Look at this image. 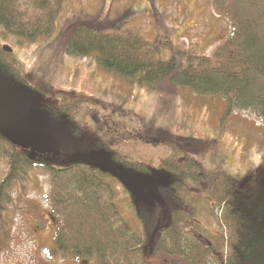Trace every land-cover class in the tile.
<instances>
[{"label":"trees","instance_id":"16d2710c","mask_svg":"<svg viewBox=\"0 0 264 264\" xmlns=\"http://www.w3.org/2000/svg\"><path fill=\"white\" fill-rule=\"evenodd\" d=\"M65 2L34 0L25 2L24 8L22 0H0V27L29 42L48 38ZM210 2L232 29L209 57L184 51L168 41H149L134 26L108 31L117 22L107 20L76 24L67 53L94 56L105 71L131 87L146 86L153 91L166 79L172 87L189 90L199 98L221 100L223 118L246 112L264 123V0ZM5 57L0 50L2 75L13 84L25 85L15 62ZM50 111L56 118L69 109ZM80 137V129L69 128L68 140L56 153L74 158L77 150L107 149L101 142L88 144ZM162 138L165 144H161ZM128 139L168 150L160 161V175L153 184L149 181L155 199L145 195L138 181V201L123 186L148 236L159 220L162 229L152 243V253L144 250L139 234L122 218L114 190L106 182L108 173L86 163L55 168L29 157L2 133L0 144L5 149L0 150V157L7 162L8 172L0 183V213L10 203L11 189L25 181L30 170L41 169L50 181L49 212L55 226L51 246L45 249L48 260L75 264H264V200L254 188L242 186L221 170L205 169L198 160L203 146L191 138L161 132V140L151 145L143 136ZM111 161L123 169L133 167L117 155ZM133 168L152 176L146 167ZM164 176L166 185L159 182Z\"/></svg>","mask_w":264,"mask_h":264},{"label":"rangeland","instance_id":"374dc122","mask_svg":"<svg viewBox=\"0 0 264 264\" xmlns=\"http://www.w3.org/2000/svg\"><path fill=\"white\" fill-rule=\"evenodd\" d=\"M24 1L34 0H22L25 8ZM104 20L117 22L108 31L134 26L149 41H168L206 57L232 29L215 13L210 0H66L53 34L36 42L6 34L0 27V50L11 49V53L3 51L5 59L15 62L18 74L27 82L13 84L0 71V133L29 157L55 168L86 163L108 173L106 182L114 190L122 218L139 234L149 253L154 250L153 244L148 246L151 235L137 219L123 189L124 185L129 188L138 201L137 180H126L82 157V150L74 151L77 157L61 158L56 150L68 140L69 128L81 130V141L105 144L107 149L96 151L105 159L117 155L133 167L148 168L152 184L160 175V161L168 150L165 146H143L128 137L143 136L150 145L161 140V132L191 138L203 146L198 160L205 169L225 172L242 186L254 188L264 200V123L246 112L223 118L221 100L199 98L189 90L172 87L166 79L153 91L146 86L131 87L118 75L105 71L94 56L67 53L76 24ZM61 107L69 111L56 118L50 114V108ZM165 142L163 139L161 144ZM2 149L5 147L0 144ZM133 167L124 170L138 174ZM7 172V162L0 157V183ZM11 190L10 203L0 213V264H75L46 257L55 226L49 212L50 181L45 171L30 170L26 180Z\"/></svg>","mask_w":264,"mask_h":264},{"label":"water","instance_id":"95a60500","mask_svg":"<svg viewBox=\"0 0 264 264\" xmlns=\"http://www.w3.org/2000/svg\"><path fill=\"white\" fill-rule=\"evenodd\" d=\"M2 50L4 52H7V53L11 52V49L8 47H3ZM81 156L93 160L96 164L100 165L101 167H106V168H109V169L115 171L116 173L123 176L126 180H137L138 182L141 183L142 188H143L146 196H148V197L151 196L154 199L156 198V192H155L154 188L149 185V180H148L146 175H144V174H128L125 172V170L119 164H117L111 160L105 159L99 153H97L95 151L85 153ZM159 182H160V184L166 185L168 183V178L166 176H164L159 180ZM160 229H161V227H159V225H157V227L152 231L151 236H150V240H149L150 245L148 244L149 247L154 242L156 234L158 233V231ZM144 250H145V248H144Z\"/></svg>","mask_w":264,"mask_h":264},{"label":"flooded vegetation","instance_id":"af4514ba","mask_svg":"<svg viewBox=\"0 0 264 264\" xmlns=\"http://www.w3.org/2000/svg\"><path fill=\"white\" fill-rule=\"evenodd\" d=\"M147 176V178L149 179V181H150V178H149V176L148 175H146Z\"/></svg>","mask_w":264,"mask_h":264}]
</instances>
